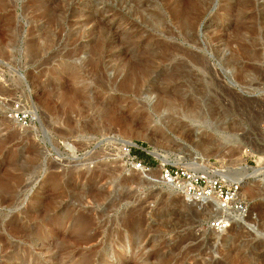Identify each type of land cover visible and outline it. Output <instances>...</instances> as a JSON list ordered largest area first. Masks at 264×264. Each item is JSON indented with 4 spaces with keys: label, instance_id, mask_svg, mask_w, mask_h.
I'll return each instance as SVG.
<instances>
[{
    "label": "rangeland",
    "instance_id": "1",
    "mask_svg": "<svg viewBox=\"0 0 264 264\" xmlns=\"http://www.w3.org/2000/svg\"><path fill=\"white\" fill-rule=\"evenodd\" d=\"M126 144L249 216L211 228ZM0 264H264V0H0Z\"/></svg>",
    "mask_w": 264,
    "mask_h": 264
},
{
    "label": "built area",
    "instance_id": "2",
    "mask_svg": "<svg viewBox=\"0 0 264 264\" xmlns=\"http://www.w3.org/2000/svg\"><path fill=\"white\" fill-rule=\"evenodd\" d=\"M14 116L24 123L31 122L33 118L30 110L23 111L21 109L16 111ZM122 153L128 165L135 171L147 175L158 169L160 180L166 185L173 186L180 195L185 196L189 201L212 203L219 200L224 214L211 221L210 225L213 229L230 227L233 222H239L250 214L248 206L239 198L240 186L236 183H228L218 174L162 161L157 167H154L153 161L135 153L131 144L124 145Z\"/></svg>",
    "mask_w": 264,
    "mask_h": 264
},
{
    "label": "bare ground",
    "instance_id": "3",
    "mask_svg": "<svg viewBox=\"0 0 264 264\" xmlns=\"http://www.w3.org/2000/svg\"><path fill=\"white\" fill-rule=\"evenodd\" d=\"M165 103H167V102H165ZM165 103H164V104L161 103V105L159 104V105L157 106L156 109H157V110H161L162 107L167 108L168 105L165 104ZM169 104H170V103H169ZM164 105H165V106H164ZM170 105H171V104H170ZM168 110H170L171 113H172V112L174 111V108H171V107H170V108H168ZM173 113H175V111H174ZM175 116H176V115H175ZM169 117H170V116H169ZM176 118H177V117H176ZM169 122H170V121H169ZM177 126H179V125H177ZM171 127H172V126H171ZM187 127H189V126L187 125ZM172 128H173V127H172ZM177 129H178V128H177ZM184 129H185V128H184ZM186 129H187V128H186ZM218 149H219V150H218V153L221 154V153H220V147H218ZM153 154H155L158 158H160L162 162H166V158L163 157V156H162L160 153H158L157 151L153 152ZM167 161H168V160H167ZM180 161H181V160H180ZM207 163H208V162H207ZM209 164H210V163H209ZM209 164H206V166H205V165L203 166V165H199L198 163H190V164H188V165L191 166V168H193V169H195V170H196V168H200V169H203V170H206V171H207V170H208V171H211L213 174L215 173V174H218V175H220V176H222V177H225V175H226L227 173H226L225 175L222 174V172H224V170H222V172H221V170H220V172H218V171H214V170L212 171V169H211V167L209 166ZM185 166H186V165H185ZM158 171H159V170H155V172H158ZM225 172H226V171H225ZM225 172H224V173H225ZM258 172H259V170H257V169L254 170V174H257ZM151 173H152V172H151ZM151 173H150V174H151ZM153 173H154V172H153ZM148 175H149V174H148ZM155 175H156V174H155ZM151 176H152V175H151ZM153 176H154V174H153ZM148 178H149V177H148ZM239 183H240V184L244 183V180L240 181ZM250 194H251V193H250ZM214 202L216 203L217 206H220V207H221V205H220L221 203H220L219 200H216V201H214ZM215 203H214V204H215ZM221 208H222V207H221Z\"/></svg>",
    "mask_w": 264,
    "mask_h": 264
},
{
    "label": "water",
    "instance_id": "4",
    "mask_svg": "<svg viewBox=\"0 0 264 264\" xmlns=\"http://www.w3.org/2000/svg\"><path fill=\"white\" fill-rule=\"evenodd\" d=\"M143 178H147V177L143 176ZM141 184H145V181L141 180Z\"/></svg>",
    "mask_w": 264,
    "mask_h": 264
}]
</instances>
